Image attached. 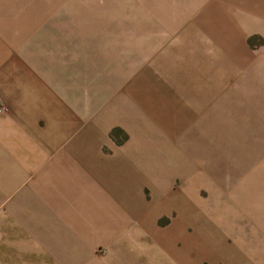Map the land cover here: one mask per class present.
<instances>
[{"label":"crops","instance_id":"0c3cea01","mask_svg":"<svg viewBox=\"0 0 264 264\" xmlns=\"http://www.w3.org/2000/svg\"><path fill=\"white\" fill-rule=\"evenodd\" d=\"M0 105V201L61 264H264V0H0Z\"/></svg>","mask_w":264,"mask_h":264},{"label":"rangeland","instance_id":"374dc122","mask_svg":"<svg viewBox=\"0 0 264 264\" xmlns=\"http://www.w3.org/2000/svg\"><path fill=\"white\" fill-rule=\"evenodd\" d=\"M203 93H207V91L203 90ZM115 135L116 137L119 138V140L124 139V136L121 138L117 132ZM240 177L241 175L237 176L234 181L242 180ZM202 195L205 198L207 197L208 195L207 188H203ZM0 198H1V194H0ZM236 204L241 205V203H236ZM186 207L188 209V212L184 215L182 223L180 225H176L177 227H179L180 230H183L187 226L188 228L184 229V231H186V229L190 228V225L194 226L196 224L195 223L196 221L198 222L197 225L202 227L206 233H207V229L217 226L215 222L217 220L214 219L215 221L213 223L211 220L206 219L205 215H202L201 219H197L194 216V214H192L191 211L189 210V205H186ZM18 211H19L18 205L16 206L15 204H10L7 202L0 201V264H54V263L61 264V262L64 263L65 253L69 255L70 253L63 252L59 248H58L59 250L53 249L49 242H45L42 245L38 242H35L36 235L34 234H37V230L34 229L33 225L30 226L25 225L26 222L25 217H29L30 213L22 212L19 214ZM174 214L172 215L165 214L160 218H158L157 219L158 225L159 224L166 225L167 223H170L174 217L173 216ZM222 220L226 222L230 221V219H222ZM218 221L225 224L223 221L219 219ZM173 230L176 232L178 231V229H173ZM216 231L217 230H215V232ZM187 235H181V237H184L187 240L186 246H194L195 240H193V238H190L189 235L188 236ZM203 236H204L203 238L204 241H203L202 249H196V250L187 249L188 251H186L185 253L187 254L188 258L190 257L193 259L195 256L200 257V259L198 260L199 264H212V262H216L219 260L218 253L217 251L212 250L210 245L207 246L211 242L209 240L211 236H208L206 234H204ZM37 237H38L37 239L40 238L44 239V237L48 238L44 235L40 236V234H38ZM214 238H215L214 242L216 241L217 243L220 244L221 248L225 247V249L227 248V245H229V243L232 242L229 240L228 236L226 237L228 239V244H225L226 242L221 244L223 242L222 236L217 237L215 235ZM58 246L61 248L60 245ZM157 251H159L161 255H164L165 253L162 250H157ZM90 252L93 259H98V258L102 259L103 256H106L108 252H110V250L107 243L96 241L95 243H93ZM225 252L227 251H222L220 253H225ZM174 257L175 255L171 256L170 261H174L175 259ZM92 263L98 264L97 261H92ZM189 263L195 264L192 263V261ZM216 264H220V262H216Z\"/></svg>","mask_w":264,"mask_h":264},{"label":"built area","instance_id":"2783aa9c","mask_svg":"<svg viewBox=\"0 0 264 264\" xmlns=\"http://www.w3.org/2000/svg\"><path fill=\"white\" fill-rule=\"evenodd\" d=\"M8 107L6 105H0V115L8 112Z\"/></svg>","mask_w":264,"mask_h":264}]
</instances>
